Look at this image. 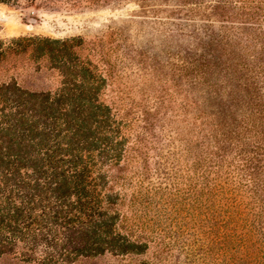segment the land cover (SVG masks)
Segmentation results:
<instances>
[{
  "label": "trees",
  "instance_id": "obj_1",
  "mask_svg": "<svg viewBox=\"0 0 264 264\" xmlns=\"http://www.w3.org/2000/svg\"><path fill=\"white\" fill-rule=\"evenodd\" d=\"M216 2L222 22L234 16L249 29L224 25L202 57L208 102L216 100L222 110L214 122L203 113L191 164L186 215L194 224L201 210V229H163L166 215L172 220V213L180 214L179 192L168 203L161 200L152 227L148 215L145 221L139 216L153 197L146 192L139 201L134 194L132 220L119 209L126 199L115 193L112 181L120 178L110 181L109 169L125 153L123 117L103 99L99 71L72 59L71 41L42 39L36 50L56 62L60 87L34 93L0 84V258L17 252L24 262L70 264L141 255L152 245L155 259L165 264L177 240L191 231L197 247L185 254L201 258L202 252L198 264H264V0Z\"/></svg>",
  "mask_w": 264,
  "mask_h": 264
},
{
  "label": "rangeland",
  "instance_id": "obj_2",
  "mask_svg": "<svg viewBox=\"0 0 264 264\" xmlns=\"http://www.w3.org/2000/svg\"><path fill=\"white\" fill-rule=\"evenodd\" d=\"M216 1L16 0L0 3V50L4 53L0 56V84H16L34 93L54 92L62 78L54 68L56 62L44 59L36 50L38 40L71 41L72 59L89 61L99 71L105 80L103 99L113 103L115 113L123 117L125 153L121 164L109 169L110 181L120 178L119 183L117 179L112 181L115 193L126 199L119 209L132 220L135 213L130 202L134 194L139 195V201L146 192L153 197L147 200L143 197L149 208L139 216L145 221L144 214L148 215L147 223L152 227L161 200L168 203L179 192L180 214L172 213V220L165 216V231L170 225L176 231L180 225L193 227L196 232L201 229V210L197 209L200 215L194 224L186 215L187 206L191 207L188 192L193 176L191 164L203 135L204 114L207 121L214 122L222 110L216 100L208 102V88L202 81L201 63L206 44L212 34L220 35L224 25L228 31L230 25L249 29L248 24L240 26V20L233 19L234 16L222 22L224 14H216L213 8ZM241 39L239 47H243L244 37ZM243 82L242 78L236 83ZM191 144L196 145L193 154L188 151ZM195 239L198 238L191 231L179 238L165 264L170 261L198 264L199 254L197 257L185 254L190 251L191 255L192 248L197 247ZM201 245L206 247L208 240H202ZM154 252L151 245L141 255L80 258L70 264H164L155 259ZM0 264L35 263L20 261V255L15 252L1 257Z\"/></svg>",
  "mask_w": 264,
  "mask_h": 264
}]
</instances>
